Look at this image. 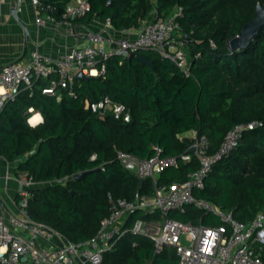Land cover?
Here are the masks:
<instances>
[{
	"label": "trees",
	"instance_id": "obj_1",
	"mask_svg": "<svg viewBox=\"0 0 264 264\" xmlns=\"http://www.w3.org/2000/svg\"><path fill=\"white\" fill-rule=\"evenodd\" d=\"M72 0H40L63 19ZM91 11L83 18L110 19L115 30L139 27L154 12L168 16L183 8L180 23L191 53V76L173 62L151 51H141L154 63V70L140 60L114 57L106 62V73L90 80H76L78 98L62 91L59 101L43 93L52 79L41 78L33 90H23L15 101L0 111V155L18 164L36 184L28 213L73 243L92 239L109 215L110 197L131 201L137 193L152 195L155 184L141 181L119 163L117 149L139 158L153 156V145L165 156H180L191 144L182 136L197 132L208 141V154H216L228 133L251 121L261 128L247 131L238 147L218 161L195 191L240 222H249L264 212V27L242 50H232L230 41L257 17L264 0H89ZM213 44L215 46H213ZM109 96L125 105L131 121L104 118L85 108V101L97 102ZM44 121L32 127L29 110ZM96 154L97 160L91 161ZM200 167L196 156L189 163L164 170L157 183L185 182ZM92 171L80 181L69 182L76 174ZM67 178V179H66ZM56 181H63L57 183ZM54 182V183H53ZM19 200V198H18ZM157 217V216H155ZM173 219L207 226L220 219L190 206ZM147 218L136 213L130 219ZM134 243H137L134 246ZM264 263V247L260 252ZM175 249L155 254L151 240L127 234L103 255V264H177Z\"/></svg>",
	"mask_w": 264,
	"mask_h": 264
},
{
	"label": "built area",
	"instance_id": "obj_2",
	"mask_svg": "<svg viewBox=\"0 0 264 264\" xmlns=\"http://www.w3.org/2000/svg\"><path fill=\"white\" fill-rule=\"evenodd\" d=\"M30 1L36 9L39 27L47 22L79 20L91 11L89 0H72L65 7L63 19L58 21L54 16L57 11L54 7L44 5L40 0ZM153 14V19L144 20L139 27L119 31L123 34L120 39L111 36L110 31L114 27L108 19L105 27L98 32L87 29L83 34L84 44L72 47L59 58L43 56L36 49L24 62L0 66V111L6 103L15 101L23 90L32 91L35 82L41 78L52 79L50 86L43 89L44 94L60 101L61 92L67 91L69 96L78 98V73L91 78L103 76L108 60L114 57L130 59L141 51H151L173 62L190 77L191 61L186 51L188 37L180 23L183 8H176L168 16L159 15L157 11ZM85 108L101 118L112 115L116 120L131 121L126 106L114 102L109 96L97 102L86 100ZM29 113L28 123L33 127L40 125L43 117L35 123L30 122L41 114L34 109H30ZM262 126L260 121L237 125L214 155L208 154V141L199 137L197 132L193 133L191 144L180 156H165L157 145H153L154 154L148 158H139L117 149L120 165L141 181L151 179L155 184L154 192L150 196L137 193L131 201L110 197L109 215L101 222L99 231L92 239L79 244L31 218L27 208L36 183L26 173L19 174L20 216H7L0 212V264H103L104 253L114 249L127 234L151 240L155 254L169 247L174 248L177 264H264L260 256L264 247V212L249 222H240L231 211L194 195L195 191L204 188L213 166L238 147L244 134ZM193 155L198 158L200 167L189 175L187 181L168 185L157 183L164 170L178 167L181 162H191ZM97 158L94 154L91 161ZM190 206L205 214L216 215L221 224L184 223L171 217L173 213L185 214ZM136 213L147 218L136 219L131 224L130 219Z\"/></svg>",
	"mask_w": 264,
	"mask_h": 264
},
{
	"label": "crops",
	"instance_id": "obj_3",
	"mask_svg": "<svg viewBox=\"0 0 264 264\" xmlns=\"http://www.w3.org/2000/svg\"><path fill=\"white\" fill-rule=\"evenodd\" d=\"M36 16V9L30 0H0V66L24 62L36 49L43 56L59 58L72 47L84 44L83 34L87 29L98 32L106 25L105 19L96 16L89 22L82 19L59 23L47 22L45 26L39 27ZM154 17L152 14L149 19ZM110 33L116 40L123 36L115 29ZM193 133H187L182 137H192ZM23 160L24 158H21L15 163H10L0 155V212L7 216H20L18 164ZM48 185L51 184H35L33 188Z\"/></svg>",
	"mask_w": 264,
	"mask_h": 264
},
{
	"label": "water",
	"instance_id": "obj_4",
	"mask_svg": "<svg viewBox=\"0 0 264 264\" xmlns=\"http://www.w3.org/2000/svg\"><path fill=\"white\" fill-rule=\"evenodd\" d=\"M263 27H264V6L259 4L257 7V17L244 26L239 36L233 38L230 41V48L232 50H242L249 47L251 42L262 31ZM133 58H136L141 62L149 65L154 70V63L151 60H149L146 56L141 54L132 55L130 57V60ZM76 78L87 81L92 79L91 77L86 76L82 72L78 73ZM91 173L92 171L90 170L78 173L72 179H70L69 182L80 181Z\"/></svg>",
	"mask_w": 264,
	"mask_h": 264
},
{
	"label": "rangeland",
	"instance_id": "obj_5",
	"mask_svg": "<svg viewBox=\"0 0 264 264\" xmlns=\"http://www.w3.org/2000/svg\"><path fill=\"white\" fill-rule=\"evenodd\" d=\"M186 51H187L189 60H191L192 56H191L190 50L188 48H186ZM188 138H191V136Z\"/></svg>",
	"mask_w": 264,
	"mask_h": 264
},
{
	"label": "bare ground",
	"instance_id": "obj_6",
	"mask_svg": "<svg viewBox=\"0 0 264 264\" xmlns=\"http://www.w3.org/2000/svg\"><path fill=\"white\" fill-rule=\"evenodd\" d=\"M40 118H41L40 115L39 116H36L35 119H33L32 121L41 120Z\"/></svg>",
	"mask_w": 264,
	"mask_h": 264
},
{
	"label": "clouds",
	"instance_id": "obj_7",
	"mask_svg": "<svg viewBox=\"0 0 264 264\" xmlns=\"http://www.w3.org/2000/svg\"><path fill=\"white\" fill-rule=\"evenodd\" d=\"M30 123H35V121H31Z\"/></svg>",
	"mask_w": 264,
	"mask_h": 264
}]
</instances>
